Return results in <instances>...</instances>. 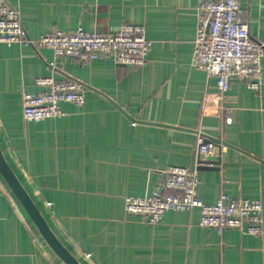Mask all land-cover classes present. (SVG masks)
Wrapping results in <instances>:
<instances>
[{
	"label": "crops",
	"instance_id": "1",
	"mask_svg": "<svg viewBox=\"0 0 264 264\" xmlns=\"http://www.w3.org/2000/svg\"><path fill=\"white\" fill-rule=\"evenodd\" d=\"M202 1L215 0H7L32 40L55 28L108 32L131 23L152 41L139 67L0 43V150L81 264H264V235H218L200 226L199 208L166 211L155 225L124 208L127 196L166 192L169 166L196 169L204 203L225 193L264 206V84L253 91L233 79L218 107L215 78L190 64ZM240 6L250 38L264 47V0ZM39 76L82 82L84 104L62 102V115L25 121L21 93L40 91ZM197 132L220 140L215 156L198 155ZM199 157L220 165L199 168ZM0 264H65L1 174Z\"/></svg>",
	"mask_w": 264,
	"mask_h": 264
},
{
	"label": "built area",
	"instance_id": "2",
	"mask_svg": "<svg viewBox=\"0 0 264 264\" xmlns=\"http://www.w3.org/2000/svg\"><path fill=\"white\" fill-rule=\"evenodd\" d=\"M197 11L190 64L204 71L209 78H215L214 99L218 107L223 108L224 95L233 79L240 80L250 90L259 91L264 84L261 64L264 47L250 38L240 0L202 1ZM0 43L47 47L55 57L70 58L79 63L109 57L115 64L131 67L144 64L152 45L144 25L131 23H122L108 32L87 31L81 26L73 30L55 28L32 40L22 25L18 10L7 0H0ZM50 65L55 66L53 61ZM34 84L41 90L21 93L22 118L25 121L62 115V102L84 104L85 85L78 80L39 76L34 79ZM224 121L230 124L232 119L227 116ZM195 140L200 157L216 155V144L205 141L206 136L202 133L197 132ZM165 174L166 192L153 190L144 197L127 196L124 198L125 211L155 225L166 211L199 208L200 226L212 228L218 235L228 229L253 236L264 235V206L260 200L232 199L220 193L213 203L207 204L197 195L196 169L169 166Z\"/></svg>",
	"mask_w": 264,
	"mask_h": 264
},
{
	"label": "water",
	"instance_id": "3",
	"mask_svg": "<svg viewBox=\"0 0 264 264\" xmlns=\"http://www.w3.org/2000/svg\"><path fill=\"white\" fill-rule=\"evenodd\" d=\"M205 141H213L215 144H219V139L214 137H206ZM199 168L218 169L220 165V159L209 160V159H197ZM0 174L7 182L8 186L19 200L28 216L36 226L37 230L46 241L48 246L53 252L65 263V264H81L58 240L55 234L48 226L43 215L40 213L38 208L35 206L27 192L24 190L19 180L7 164L1 150H0Z\"/></svg>",
	"mask_w": 264,
	"mask_h": 264
}]
</instances>
